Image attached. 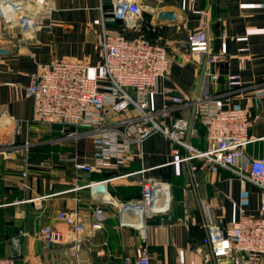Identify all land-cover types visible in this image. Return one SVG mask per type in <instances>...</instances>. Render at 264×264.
Masks as SVG:
<instances>
[{"label":"crops","instance_id":"0c3cea01","mask_svg":"<svg viewBox=\"0 0 264 264\" xmlns=\"http://www.w3.org/2000/svg\"><path fill=\"white\" fill-rule=\"evenodd\" d=\"M137 1L143 14L136 27L111 20L106 13L111 8L109 0L24 3L18 10L32 14L38 25L25 35L16 21L7 24L0 14V47L8 50L0 56V257H14L17 264L73 261L67 245L70 226L58 217L64 211L76 212L86 234H95L84 243L75 264H124L128 255L133 260L139 253L144 236L150 264H217L210 257L203 224L217 219L231 223L238 219L241 208L246 214H257V185L242 182L226 168H202L191 174L188 162H173L170 149L174 143L160 132L135 145L129 152L131 159L122 166L76 170L70 159L91 163L92 140L65 138L66 133L75 131L74 125L37 122L32 98L23 89L16 93L11 85H29L39 67L55 60L85 62L94 74V67L102 60L98 44L105 33L144 35L165 45L171 60L167 74L156 82L151 106L173 107L172 94L190 100L215 94L223 106L248 109L256 139L245 146V156L264 155V0ZM162 11L174 13L175 19L160 20ZM200 21L206 22L213 52L225 56L218 62V70L238 75L243 89L228 92L225 79L212 82L204 76L203 61L187 60V54L179 49L177 44L186 43ZM171 113L170 123L175 117H184L194 129L186 140L205 148V127L192 110L175 106ZM25 140L32 144L27 152L6 154L4 147ZM142 176L170 185V206L165 213L148 216L125 206L140 198L138 181ZM95 188L108 193L112 200H95ZM203 204L208 206L206 210ZM98 207L106 220L102 229L93 231V212ZM46 225L65 233L64 243L44 246L36 233Z\"/></svg>","mask_w":264,"mask_h":264},{"label":"built area","instance_id":"2783aa9c","mask_svg":"<svg viewBox=\"0 0 264 264\" xmlns=\"http://www.w3.org/2000/svg\"><path fill=\"white\" fill-rule=\"evenodd\" d=\"M109 1L111 8L106 13L111 20L122 21L128 27L137 26L143 14L137 0ZM14 2L0 0V14L7 24L16 21L24 35L33 33L38 26L33 15L20 13L18 9L24 3L46 5V0ZM207 32L206 22L200 21L188 35L190 51L187 60L203 61L204 76L214 83L225 79L228 92L243 89L238 75L218 70V62L225 56L213 52ZM225 37L223 32L222 38ZM99 43L102 60L94 67V74H90V67L85 62L55 60L39 67L32 74L29 85L11 84L16 93L23 89L24 94L32 98L33 119L74 125L75 131L66 133L65 138L87 137L92 140L91 163L80 162L77 157L70 159L76 170L88 172L122 166L131 159L129 152L135 145L160 132L174 143L170 149L173 162H188L191 174L195 175L202 168L212 171L226 168L235 172L242 182L257 185L260 205L256 215L246 214L241 208L238 219L231 223L225 224L223 219H217L215 223L206 222L203 226L209 238L210 257L217 264H264V155L245 156V146L256 139L251 133L252 120L248 109L223 106L215 94H204L194 100L172 94L173 107L153 108L151 98L156 94V82L167 74L171 61L165 45L152 42L144 35L127 37L122 33H105ZM175 106L181 110L194 108V116L205 127V148L199 149L186 141L187 133H193L194 129L185 118L176 117L170 123L168 119ZM31 145L26 140L22 144H9L4 150L7 155L18 154L27 152ZM180 148L184 151L181 152ZM145 170L147 168L139 172L142 174ZM22 175L25 177L26 172ZM138 183L141 195L132 203L133 207L148 216L165 213L170 206V185L145 176ZM162 190V205L155 209L158 193ZM203 206L205 210L208 207ZM58 217L70 226L71 237L67 245L73 261L67 264H75L84 243L95 234H86L76 212H59ZM93 218L91 229H102L106 220L104 211L95 208ZM64 234L58 228L46 225L39 229L36 237L50 248L64 243ZM138 252L133 260L128 255L124 264H150L145 236ZM0 264L17 263L14 257H0Z\"/></svg>","mask_w":264,"mask_h":264},{"label":"water","instance_id":"95a60500","mask_svg":"<svg viewBox=\"0 0 264 264\" xmlns=\"http://www.w3.org/2000/svg\"><path fill=\"white\" fill-rule=\"evenodd\" d=\"M13 1H21V0H13ZM158 18L160 20L171 21V20L175 19V14L170 12V11H162V12H160L158 14ZM177 45L179 46V49L182 52H184L186 54L189 53L190 48H189V44L187 42L186 43H178ZM7 53H8V50L0 47V56L1 55H5ZM93 196H94V199L97 200V201H110V200H112V198L109 196L108 193H105L104 191H102L101 189H98V188L94 189ZM125 206L133 207L132 204H127ZM15 247L18 248V244L17 243L15 244ZM14 252H15L14 254H17V249ZM223 264H231V263L224 262Z\"/></svg>","mask_w":264,"mask_h":264},{"label":"bare ground","instance_id":"6f19581e","mask_svg":"<svg viewBox=\"0 0 264 264\" xmlns=\"http://www.w3.org/2000/svg\"><path fill=\"white\" fill-rule=\"evenodd\" d=\"M163 194H164L163 190L160 191V192L158 193V197H159V198H158L157 201H156L157 203L154 205V208H155V209L162 205V202H163V199H164ZM159 199H160V200H159ZM158 201H159V202H158Z\"/></svg>","mask_w":264,"mask_h":264},{"label":"rangeland","instance_id":"374dc122","mask_svg":"<svg viewBox=\"0 0 264 264\" xmlns=\"http://www.w3.org/2000/svg\"><path fill=\"white\" fill-rule=\"evenodd\" d=\"M189 110H192V113H193V116H194V108L193 107H191ZM176 118V117H175ZM184 118V117H183ZM186 119V118H185ZM186 121H187V123H189L188 122V120L186 119ZM51 124H54V123H51ZM187 134H192V133H190V132H188ZM187 136V135H186ZM70 138V137H69ZM72 138V137H71ZM73 138H75V137H73ZM26 141V140H25ZM25 141H23V142H21V144L22 143H24ZM27 141H29V140H27ZM187 141V140H186ZM30 142V141H29ZM188 142V141H187ZM31 143V142H30ZM190 143V142H189ZM21 153H23V151H21ZM95 219V218H94Z\"/></svg>","mask_w":264,"mask_h":264}]
</instances>
